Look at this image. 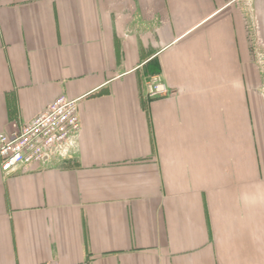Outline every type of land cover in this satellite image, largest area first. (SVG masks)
<instances>
[{"label": "crops", "instance_id": "1", "mask_svg": "<svg viewBox=\"0 0 264 264\" xmlns=\"http://www.w3.org/2000/svg\"><path fill=\"white\" fill-rule=\"evenodd\" d=\"M254 43L264 0H0V133L61 96L80 119L0 170V264H264Z\"/></svg>", "mask_w": 264, "mask_h": 264}, {"label": "built area", "instance_id": "2", "mask_svg": "<svg viewBox=\"0 0 264 264\" xmlns=\"http://www.w3.org/2000/svg\"><path fill=\"white\" fill-rule=\"evenodd\" d=\"M167 94L168 89L159 77L152 78L146 85L148 99ZM79 128L78 101L58 97L30 123L13 125L9 133H0L1 172L4 175L26 172L51 158L66 156Z\"/></svg>", "mask_w": 264, "mask_h": 264}, {"label": "rangeland", "instance_id": "3", "mask_svg": "<svg viewBox=\"0 0 264 264\" xmlns=\"http://www.w3.org/2000/svg\"><path fill=\"white\" fill-rule=\"evenodd\" d=\"M262 30V29H261ZM261 30H259V36H260V32H262ZM256 42V40L254 41ZM253 56L255 58V62L258 64V75L259 78L263 81V86H262V90H263V94H264V45L262 43H258L257 46H255V43L253 44Z\"/></svg>", "mask_w": 264, "mask_h": 264}]
</instances>
